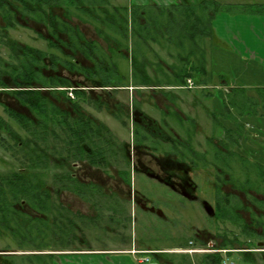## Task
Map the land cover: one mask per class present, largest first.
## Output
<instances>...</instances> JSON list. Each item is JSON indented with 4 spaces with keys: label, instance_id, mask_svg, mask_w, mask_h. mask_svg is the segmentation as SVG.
<instances>
[{
    "label": "flooded vegetation",
    "instance_id": "af4514ba",
    "mask_svg": "<svg viewBox=\"0 0 264 264\" xmlns=\"http://www.w3.org/2000/svg\"><path fill=\"white\" fill-rule=\"evenodd\" d=\"M144 1L127 0L126 4H116L113 3L114 0H96V7L102 8L108 6L110 8L108 11L113 14L89 17V15L82 12V10H87V8H84L88 5L84 4L85 1L84 3H80L79 0H71L70 2L68 0L69 4L66 1L64 2L69 5L70 9L67 8L64 10L60 2L57 5L53 4V15L48 17L50 22H53L56 25H61L66 31H55V27L50 29L42 21L38 22V20L29 15L17 17L16 27L8 30L11 36L12 31L18 30L19 28L32 29L38 39L40 38L46 42L45 49L29 44L26 45L44 50L48 54V57H50V55L57 57L55 66L52 64L50 58V60L48 59V61H46V65L41 67V72L46 76L64 77L70 82L69 86L72 87H40L39 90L43 92H56L58 94V98L51 97V99L66 111L65 114L69 116L68 122L72 127L79 128V126H81V128H87L89 123L88 119L92 121V127L94 129L105 127L104 130H108V135L110 136L109 139L112 143V152L111 157L106 160L96 158V164L92 163L91 160H93V158L90 160L87 157L80 156H78L79 158L70 157L67 160L62 159L61 156L60 158L58 156L53 157V155L50 154V157L47 160L42 161L36 159L31 161L29 159L18 157V160L16 161L19 162V165L21 164L19 169L7 175L0 173V184L2 188H4V179L15 182L17 175L21 174L23 175L22 177L28 176L31 171L26 169V167H29L30 164H45V166L48 167L47 174L33 175L32 179L34 182L35 179H37L38 181L36 182L47 190V193L45 194L46 197L44 198H46V204L48 205L49 217L38 208L39 203L36 202L37 200H20L18 204H13L12 210L10 209L11 207H9L11 203V199H9L6 204V209L4 210V194H2L0 197L1 231H4L5 228L10 229V226H5L9 223L8 221H15L19 225H25L27 223H31V225L40 224L38 221L39 219L35 221L33 220L34 218H42L44 220L48 218L50 226L55 228L57 224L55 217L58 216L57 209L62 206L65 209V215H67L65 216L66 218H63V222H65V230L66 228L73 226L82 232V227L86 220H90L93 225H96L95 227L99 226L100 228H105L106 225L100 223H104L109 219V221L114 220V227L117 228H111L109 231L114 236L120 237L119 234L121 233L116 231H118L119 227H124V224L120 222V208H115L112 204L110 205L109 201L112 198H116L115 205L117 206L121 205V201H126L127 204H133L146 213L154 214L165 223L176 224L177 222L174 221L176 218L173 220L171 216H168V205L166 204V200L158 202L159 205L154 204V201L151 198L145 196L142 192H139L133 187V175L142 174L145 178L157 181L164 185L172 193L176 194L179 199L184 200L185 205L187 202L190 204L198 203L200 207L202 205L209 218L213 219L214 222L218 221L221 225H226V223L234 225L239 230V234L237 235H239L240 239L243 237L242 240H248V235L243 234L241 232L242 229L233 223L231 219L224 221L217 219L216 213L219 203L227 204V208L230 207L232 211L239 213L242 224L252 225L256 223L254 227L260 234H264V229H260L261 227H264V221H261V219H264V212H258L257 209L259 206H264V188L262 187L261 181L262 188H249V183H251L252 180L255 181V179H258L255 175V164L264 165V111L259 113L258 116H256L257 114H254L251 120L245 118L246 124L242 122V117L240 121L234 123L232 121L231 112L228 113L226 107H224V97H222V95H218L219 97L216 96L217 98L212 95L207 96L209 97L207 102L210 101L209 103L212 108L208 111L206 104L203 103V109L201 108V112L206 111L209 113L210 118L213 120V124L216 126L214 133L218 135V137L214 136L209 140L212 148L211 154L213 153V150L215 151L217 149V147L224 150L225 154L220 156V158L211 155L213 159L209 160L208 157L203 158V154L199 153L194 148L193 149L197 153L196 157L190 156L187 152L184 153V147L185 145L189 146V143L185 142V140H179V138L170 136L172 127H169V123L166 119L172 110V112L175 113L174 116L177 120V124H180L182 129L186 122H193L196 125L199 121V116L197 114L198 108H195V100H190V105L195 109L193 111L195 116L189 118L183 115L182 111L175 107L178 105L182 108L180 105V98L183 99V96L178 95L176 90L183 91L184 89H199L201 87L205 88V86L208 85H196L194 82L193 86H190L188 83L187 85H180L177 84V82L170 84V82L167 81V78L164 77V70H161L158 73L157 70L153 71L151 67L152 64H147L148 62L144 63L141 61V53H139V57L137 58L140 61L139 64L135 62L136 55L134 54L128 63L127 70H124L123 63H121V56L125 55L126 57L128 56V53L123 50L122 45L126 41H131L133 44V41L135 42V40L138 39V36L135 34V28L137 27L136 23L133 24L132 13L136 6L145 5L149 2L152 3V1L149 0ZM182 1L186 2L185 0H179L177 3H182ZM77 6L83 7L81 12H78V10L75 9ZM115 7H124L127 9L129 39L126 41H124L125 39L122 41V38L110 30L106 31L109 32L112 37L108 36L106 34L107 32L100 34L97 25L94 23L97 18L99 21L103 19L109 21L110 18H123V16L116 14L117 10L114 9ZM138 22L140 25H145L144 20L139 19ZM84 25L94 27L95 38L85 31ZM102 26L103 28H107L106 24H103ZM150 28L152 29L151 25ZM75 31L81 33L83 37L81 40H79L77 36L72 38ZM151 35L150 32H145L143 37L150 40L152 39ZM0 39L2 38L0 37ZM46 39H49L53 45L48 46ZM139 40L142 42L141 37H139ZM150 45L151 44H148L149 48ZM0 47V57L2 58L1 63L4 66V56L1 54L4 48L8 50V53L9 49L4 47L3 41L0 42ZM117 56H119L118 59ZM60 58L63 59V61L61 60L62 62L59 61ZM160 63V65H162L161 67L166 66L162 61ZM166 70H168V68H166ZM152 74H154V78L152 77ZM4 81L6 82V87L0 88V94L2 93V95L8 98V102H4L5 115L8 119L13 120L20 129L24 130L25 136L27 134L29 135L21 123L14 120L12 115H9L6 108H12L17 112L32 118H35V114H31L18 102L14 94L18 89L13 84L11 78L7 77ZM36 84L43 86L42 83ZM120 93H123V100L120 97ZM219 98H222L221 101H218L220 100ZM158 99H163L164 104L159 103ZM13 101L14 103L16 102L20 108L23 110L25 109L26 112H24L25 110H18L11 107L9 103H13ZM184 101H186L184 103H188L189 105L187 100ZM71 104H77L80 106V110L74 111L72 109L73 107L71 108ZM160 105H162V107ZM216 107L220 111L217 110ZM151 109L155 110V113L157 114L156 116L160 117V115H158L159 113L164 117L166 116V119L159 121L158 117H154L151 114ZM103 114L118 121L122 127L128 129L130 131V136L132 134L133 140L128 142L118 138V136L115 135V133L102 121ZM50 115L53 116V113H50ZM54 116H59V114L55 113ZM0 117L7 122L9 121L1 114ZM238 122L241 124L239 127L240 130L243 132L240 147L237 145L234 146L230 139L231 137H229V135L235 131L234 124H237ZM8 123L12 126L10 122ZM243 124L246 126L251 124V128L254 126L251 130L256 131V135H251V133L245 129ZM195 125L190 129L184 128L188 137L189 135L195 134ZM53 128L57 132L60 131V133H62V130H60V128H62V121L60 126L55 125ZM104 130L102 132L103 135ZM66 133L70 135L67 130ZM17 135H19L21 139L25 138V136H22L19 132H17ZM0 138V149L2 151H4V149L8 151L12 150L7 146V148L4 147V131L1 132ZM48 141V146L52 151H55V147L57 148L58 146L63 145L59 139L55 138L54 134L50 135ZM12 143L14 144L13 140ZM15 143H19L18 146L22 147L21 141L18 142L15 140ZM249 144L258 145V149L251 150V153H247L248 151L246 149ZM224 145H227L230 149L234 148L242 157L238 158H246L248 160L247 163H243L238 159H232L233 155H230L228 148ZM165 146H170L172 148V153L165 152ZM89 151L92 153L94 150L87 149V154H89ZM259 151L262 152V154H260ZM122 152L126 158L122 156ZM258 153L261 156H258ZM251 157L253 158L252 160ZM61 165L66 169L62 170L59 168ZM201 169L211 172L214 171V174L210 178L211 180L207 182L214 191V194L212 195L214 201L213 206L199 196L198 181H195L192 177L194 172ZM36 170L39 169H35L34 171ZM239 186L243 189L246 188V190H241V188H238ZM2 193H4V189ZM248 196H250L251 200L248 199ZM66 197H70L71 199L75 197L78 198L79 201L87 203L86 205L90 211L88 212L91 217L85 216V213L80 208L78 209L64 204L61 199ZM227 198H229V201H226ZM94 200H97V202ZM161 203H163L164 206L160 205ZM250 209L254 212L250 214V217L248 218V212L250 213ZM257 220H260L262 225H258ZM191 226L193 227L192 224ZM223 230L227 231L226 228ZM228 233L229 232H227V234ZM219 235L216 234L212 238L214 240L219 238L218 240L213 243H207L200 237V233L196 229V242L199 246L203 245L206 248H188L185 250L191 249L198 251L194 254L221 253L224 257L223 264H233L230 260L233 253H254V251L251 250L215 249L221 242ZM1 236H3V234ZM76 237H79V240L81 241V244L78 245L80 249L91 247L89 238L86 239L85 235H78ZM92 238L94 239V236H92ZM263 240L257 241L259 247L264 245ZM197 243L195 244L193 241L189 242V244H194V246H197ZM122 244L126 245L128 243L122 242ZM71 246L77 247L75 245ZM134 246L137 248L143 247L138 246L137 244ZM57 251H66V249L51 250V254L49 255L56 256L58 255V253H56ZM258 252L263 253V251ZM135 253L153 255L160 264H167L164 255L159 258L156 257V255L170 254L172 252L169 253V251L152 248L150 251H135ZM229 253L231 255H228ZM17 255L20 254L11 252L0 253V264H4V258L9 259L12 258V256ZM262 255L264 256V254ZM138 262L144 264L140 259H138Z\"/></svg>",
    "mask_w": 264,
    "mask_h": 264
},
{
    "label": "rangeland",
    "instance_id": "374dc122",
    "mask_svg": "<svg viewBox=\"0 0 264 264\" xmlns=\"http://www.w3.org/2000/svg\"><path fill=\"white\" fill-rule=\"evenodd\" d=\"M149 1H152V3L157 2L158 4L163 5V7L166 6L169 8L179 0ZM185 1H187V4L194 6L195 9L200 8V0ZM215 1L217 3H215L213 0H208L206 3L208 7V17L212 16L210 21V33L211 36H213L211 39L208 37L202 39L198 37L196 40V44L199 46V48L203 51V53H206V67L208 70L211 69L210 72L212 71L213 81L208 86H205V88L201 87L199 89H184L183 91L176 90V93L183 96V99L180 98V105L182 108L178 105L175 107H177L178 110H181L183 115L189 118L194 117L195 113L193 111L195 109H193L189 101L194 99L196 102L195 108H198L197 114L199 116V121L196 125L192 121V123L186 122L184 125L185 129H190L195 125V134L188 139L185 129H182L180 124H177V120L174 116L175 113L172 112V110L167 116V119L166 116L164 117L159 113L158 115H160V117L156 116L157 114L155 113V110H150L151 114L154 117H158L159 121L165 119L168 121L169 127H172L170 136L179 138V140H185V142L190 141V146L202 154L206 152L210 154V149L212 150V148L209 140L211 137H218V135L214 133L216 126L213 124V120L210 118L209 113L206 111L201 112V108L203 109V103L206 104L208 111H210L212 108L209 103L210 101L207 102L209 98L207 97V93H212V96L214 97L222 95V97H224L223 99L225 100L224 107L228 103L230 112L233 115H238L239 110L241 111V109L235 108L230 103L231 101H234L238 107H243L242 111H244V113L241 116L242 119L241 117L239 118L244 123L246 122L245 118H249L251 120L254 114H257L256 116H258L259 113L263 112V109L261 110L260 106H262V102L264 100V0ZM113 3L126 4L127 0H114ZM93 28L94 27H91L90 25H84L85 31H87L90 36L95 38ZM189 29L192 30V28ZM174 35L175 31L173 32L172 37L170 36L166 39V43L162 42L164 48H162L161 45L154 43V41H149V39H146V42L143 41L144 43H142L139 39H136L135 42L133 41V44L131 41H126L123 43L122 48L128 53V56L126 57L125 55L121 56V63H123L122 65L124 70H127L128 63L133 55L141 53L142 62H148L147 64H152L151 67L153 71L157 70L158 73L161 70H164V77L167 78V81H169L170 84H174L176 80L172 72L183 71V69L185 70L192 66L187 53L193 49L192 44L195 43L193 41L186 40L187 38L184 37L182 41L180 40L183 46V49L181 50L178 45V40L176 37H174ZM11 36L12 38L17 39L24 44L40 47L42 49H45L46 47V42L40 38L39 40L32 29L19 28L18 30L12 31ZM148 44H151L150 48ZM7 51L8 50L4 48L1 54L6 60L9 58V53ZM118 58L119 56H117V59ZM181 58L188 60L184 61ZM161 61L166 65L165 67H161L162 65L157 66V64H160ZM166 68H168V70H166ZM152 77L154 78V74H152ZM195 82L196 81L194 80V83ZM224 83L229 85L231 88H235L233 89L232 94L230 93V95H227V93L230 92V88L227 87H221V92H219L218 88ZM196 85H198L197 82ZM120 97L123 100V93H120ZM219 99L220 100L218 101H221L222 98ZM260 99L262 101H259ZM184 100H187L189 105L188 103H184L186 102ZM158 101L159 103L164 104L163 99H158ZM4 102H8V98L1 93L0 114L9 120L8 122L12 124L14 130L21 133L22 136H25L24 130L20 129L13 120L8 119V117L5 115ZM257 102L258 104L256 105ZM253 103L255 106H252ZM9 105L18 110L22 109L17 105L16 102L14 103V101L13 103H9ZM160 106L162 107V105ZM251 106L253 108H251ZM24 112H26V110ZM102 121L121 140L128 142L133 140L132 134L130 136V131L125 127H122L118 121L107 117L105 114L102 115ZM245 124H243L245 129L248 130L251 135H256V131L251 130L254 128V126L251 128V124L249 126H246ZM4 138L5 140L12 143V140L9 139L6 134H4ZM164 148L165 152L172 153V148L170 146H165ZM257 149L258 145L249 144L246 150L248 151L247 153H251V150ZM260 154H262V152H260ZM260 154L258 153L257 155L261 156ZM18 157H22L19 155L18 149L10 151L5 149L2 151L0 149V173L7 175L19 169L21 164L19 165V162L16 161L18 160ZM208 159L212 160L213 157L210 155L208 156ZM252 159L253 158L251 157V160ZM213 174L214 171L211 172L201 169L197 170L192 175L193 179L198 181L199 196L212 206L214 203L212 198L214 191L207 182L211 180L210 178ZM132 183L136 190L151 198L154 201V204H158V202L166 200V204L168 205V216H171L173 220L176 218L174 221L177 223H165L161 219L157 218L154 214L146 213L133 204H127L126 201H121V203L119 202L121 205L117 206L115 205L116 198H112L109 201L110 205L112 204V206L115 208H120V222L124 224V227H119L118 229V231L121 233L119 234L120 237L114 236L109 231L111 228L117 229L114 227V220L109 221V219L104 223H100L106 225L105 228H100L99 226L95 227L96 225H93L90 220H88L89 222L86 220L82 227V232L73 226H70L68 231L65 230L64 232H60L53 226L37 228L38 225H31L30 228L25 229L23 228L24 225H19L15 221H8L9 223H7L5 226H10V229L5 228L4 231L0 230V253H19L20 255L12 256V258L8 259L9 261L12 259L14 262L13 264H60L59 258L64 260L65 256H50V251L72 248L79 249L80 247L78 245L81 244V241L79 240V237L76 236L85 235L86 239L89 238L90 243H108L109 240L119 244L122 242H133L134 245L137 244L138 246L162 249L163 251H169V253L172 252L170 254H165V259L168 264V260L174 259L176 261H180V254L186 255V253H182L181 250L188 248H206L203 245L199 246L196 242V229L200 233V237L207 243H213L214 241L218 240L219 238H216V240L212 239L216 234L219 235L229 232V238L232 237L233 234H239V230L234 225L230 223L221 225L220 222H214L213 219H210L202 205L200 207L198 203L190 204L188 202L185 205L184 200L179 199L176 194L172 193L169 189L157 181L145 178L142 174H135L133 175ZM253 186L255 187L254 183ZM248 199L251 200L250 196H248ZM61 200L64 204L73 206L74 208H80L85 213V216H90V211L86 205L87 203L79 201L78 198L74 197L71 199L70 197H66ZM94 201L97 202V200ZM160 205L164 206L163 203ZM257 209L258 212H264V206H259ZM249 211L250 213L248 212V218L250 217V214L254 212L251 209ZM261 221H264V219H261ZM225 228L227 231L223 230ZM0 229H2L1 225ZM260 229H264V227H261ZM2 234L3 236H1ZM92 236H94V239ZM248 238L249 240L253 239L250 237ZM242 239L243 237H241V240ZM253 240L256 242V245H252L241 250L254 251V253H250V255L253 257L255 262H248L242 259L241 253H233L232 257H230V260L233 262V264H264V256L262 255L264 253L258 252H264V245L262 247L257 245V241L263 239L255 237ZM190 241H193L195 244L197 243V246H194V244H189ZM71 245H75L77 247H73ZM56 253L63 254L64 252L57 251ZM123 257L124 256H121L119 261H115V264H122ZM140 258L149 259V261L144 262V264H160L153 255H140ZM125 259L126 260H123V262L130 260L132 264H138L133 262L128 255L125 256Z\"/></svg>",
    "mask_w": 264,
    "mask_h": 264
},
{
    "label": "trees",
    "instance_id": "16d2710c",
    "mask_svg": "<svg viewBox=\"0 0 264 264\" xmlns=\"http://www.w3.org/2000/svg\"><path fill=\"white\" fill-rule=\"evenodd\" d=\"M68 4L71 0H0V42H4V47L9 49V58L6 60L4 59V66L1 63L2 58L0 57V88L6 87V82L4 81L5 78L10 77L13 81V84L18 89L14 92L18 102L25 107L31 114H35L34 117H28L27 115L21 114L12 108H6V111L9 115L13 116L14 120H17L21 123L24 129L29 133L22 138L17 135V132L13 129V127L0 117V134L4 131L9 139H12L13 143L8 142L4 138V147H8L12 150H19V155L21 158L29 159V160H47L50 157V154L53 157L61 156L62 159H69L70 157L79 158L80 157H87L90 160L93 158L92 163L96 164V158L100 159H108L111 157L112 152V143L109 139L108 130H104V128L94 129L92 126V121L88 119L89 123L87 128H75L68 122L69 116L65 113L66 111L59 107L52 99L58 98V94L56 92H43L39 90L40 87H72L69 86L70 82L60 76H46L41 72V67L46 65V61L48 59L52 61V64L55 66L57 62V57L50 55L42 50L37 49L32 46L22 44L15 38H12L8 32L10 28H14L17 25V17L19 16H32L38 22H43L46 24L50 29L55 27V31L65 30V28L61 27V25H56L53 22H50L48 17L53 15L52 9L53 4L57 5L60 4L66 10L69 8ZM85 1V3H84ZM87 1V3H86ZM96 0H79L80 3H84V8L87 10H82L83 13L89 15V17L94 16H101V15H109L113 14L108 11L110 8L108 6L104 7H96L97 3ZM208 0H200L199 9H195L194 6L187 4L186 2L182 1V3H176L171 5L169 8L163 7L162 5L156 3L149 2L145 5L136 6L133 10L132 18L133 24L136 23L135 34L141 37L142 43L145 42L146 39L143 37L145 32H150L152 35V39L149 41H154V43L161 45L164 48L162 42L166 43V39L168 37H172L173 32L175 31L174 37L178 40V45L181 50L183 49L181 41L185 38L186 40L193 41L195 43L192 44L193 49L188 51L187 55L189 56V61L192 63L190 67L187 69H183V71H173L174 78L177 84L180 85H187L188 80H194L198 83V85H209L212 82V71L211 69H207V60H206V53L199 48L196 44V40L198 37L202 38H210L211 39V18L212 16L208 17L207 14V3ZM217 3L215 0H213ZM16 2V3H14ZM65 3V5H64ZM218 5V4H217ZM82 6H77L75 9L78 12H81ZM117 10L116 14L123 16V18H115L107 20H101L97 18L94 22L97 25L98 32L101 34L106 33V30H110L115 32L122 41H126L129 39V27H128V17H127V9L124 7H115ZM139 19L145 21V25L139 24ZM106 24L107 28H103L102 25ZM152 26V29L150 28ZM101 26V27H100ZM189 28H192L190 30ZM54 31V32H55ZM3 32V33H2ZM2 34V35H1ZM108 36L112 37V35L107 32ZM81 40L83 37L81 33L75 31L73 37H76ZM144 39V40H143ZM181 40V41H180ZM48 46H52V42L49 39H46ZM180 41V42H179ZM184 43V42H183ZM182 46V47H181ZM138 48V47H137ZM139 53L135 56V62L139 64ZM182 60H188L185 58H181ZM63 61V59H59V61ZM61 61V62H62ZM161 64V63H160ZM160 64H157L159 66ZM37 67V68H36ZM139 68V67H138ZM172 70V69H170ZM160 71V70H159ZM4 75V79H3ZM195 82V83H196ZM36 83H42L43 86H39ZM233 89L230 88V92L227 95L232 94ZM49 93V94H48ZM52 95V96H51ZM208 96L213 95L212 93H207ZM248 100V99H247ZM225 101V100H224ZM249 101V100H248ZM259 101H262L261 99ZM247 102V101H245ZM227 103V102H226ZM235 108L241 109L239 110L238 115H232V121L236 123L240 121L239 117H241L244 113L242 111L243 107H238L234 101L230 102ZM243 104V103H242ZM258 102L256 103V105ZM71 108L74 111H79L80 106L77 104H71ZM252 106H255L253 103ZM251 106V108H253ZM226 111L230 113V109L228 107V103L225 106ZM255 108V107H254ZM260 109L264 111V100L262 102V106ZM53 113V116L50 115ZM55 113H58L59 116H54ZM254 113V112H253ZM62 121V133L60 131H56L53 127L55 125L60 126ZM80 121V120H79ZM235 125V131H233L229 137H231L232 143L237 146H241L240 142L242 141V134L243 132L240 130V123L238 122ZM96 128V127H95ZM70 133H66V130ZM104 130V135L102 134ZM54 134L56 139H59L63 145L55 147V151L48 146V140L50 135ZM192 135H189L188 139ZM102 138V140H101ZM15 140L18 142L21 141V146H18L19 143H15ZM1 142V138H0ZM189 146L184 147L185 152L189 153L190 156L196 157V151L190 146V141H188ZM60 144V143H59ZM227 147V145H224ZM6 147V148H7ZM228 148V147H227ZM87 149L94 150L92 153L89 151L87 154ZM212 150L210 149L209 153H204L202 155L203 158H207L209 155L213 157L220 158L225 154V151L218 148L211 154ZM228 152L230 155H233L232 159L234 160H241L243 163H247V159H239L242 158L240 154L233 148H228ZM95 156V158H94ZM122 156H124L122 152ZM239 157V158H238ZM251 164V163H250ZM256 166V167H255ZM254 168H256L255 175L258 177V181H251L249 183V188L258 189V187L264 188V165L262 164H255ZM39 167V168H38ZM59 168L62 170L66 169L63 165ZM29 171V175L22 177L20 174L17 175L16 181L4 179V188H2L0 184V197L4 194V210L6 209V204L9 199H11V203L9 207L13 210V204H18L20 200H32L39 203L40 210L43 213L48 215V205L46 204V197L45 194L47 193L40 184H38L37 179L35 182L33 181V175H43L47 174L48 167L45 164L39 163H32L29 167H26ZM35 169H39L34 171ZM34 171V172H33ZM63 174V173H62ZM5 175V174H4ZM261 181V183H260ZM250 182V181H248ZM253 183L255 187L253 186ZM260 183V184H259ZM261 187V188H262ZM241 188V190H246V188ZM4 189V193H2ZM229 201V198L226 201ZM1 201V199H0ZM227 205V204H226ZM225 204L219 203L217 207L216 217L218 220H228L231 219L233 223L238 225L241 228V232L243 234H247L250 238H260L264 239V234H260L257 229L254 227L255 224L245 225L242 224L241 217L239 213L232 211L230 207H226ZM58 213L55 217L56 226L55 228L58 229L60 232H64V223L63 218L65 217V209L64 207L60 206L57 209ZM24 218V217H23ZM39 219V220H38ZM33 220L39 221L40 224H37V228H43L50 226L49 219H42V218H34ZM257 220L258 225H262V222ZM31 227V223H27L24 225L23 228L27 229ZM36 227V226H35ZM51 227V226H50ZM68 228H66V231ZM231 232V231H230ZM221 238L220 244L217 245L215 249H245L246 247H250L252 245H256L253 239L248 238V240H241L239 235L233 234L232 237H228V234L219 235ZM243 253V254H242ZM251 252H241L242 259L248 262H254V259L250 255ZM264 253V252H263ZM165 257V254H158L156 257ZM228 255H231L230 253ZM180 261H176L174 259L168 260V264H223V254L221 253H204V254H195V255H185L180 254ZM166 260V259H165ZM11 261V259H10ZM7 258H4V264H13V260L10 262Z\"/></svg>",
    "mask_w": 264,
    "mask_h": 264
},
{
    "label": "crops",
    "instance_id": "0c3cea01",
    "mask_svg": "<svg viewBox=\"0 0 264 264\" xmlns=\"http://www.w3.org/2000/svg\"><path fill=\"white\" fill-rule=\"evenodd\" d=\"M221 87L231 88L229 87V85H226V83H224L218 88L219 92H221ZM217 110L219 109L217 108ZM150 250H152V248L150 247L137 248L134 247L133 243L131 244L128 243L124 245L122 243L120 244L114 243V241L109 240L108 243H102V242L91 243V247L87 249L84 248L66 249V251H63L64 252L63 254H58V256L60 255L65 256L64 260L62 258L61 259L59 258L60 264L63 263L64 264H115V261H119V258L121 256H124L122 259V264H132L130 260L123 262V260H126L125 256L128 255L130 256L133 262L140 264L138 262V259H141L140 255L147 256L150 254H140V253L136 254L135 251H150Z\"/></svg>",
    "mask_w": 264,
    "mask_h": 264
},
{
    "label": "built area",
    "instance_id": "2783aa9c",
    "mask_svg": "<svg viewBox=\"0 0 264 264\" xmlns=\"http://www.w3.org/2000/svg\"><path fill=\"white\" fill-rule=\"evenodd\" d=\"M188 84H189L190 86H193V81H192V80H188ZM181 252H182V253H188V254H194V253H196V252H198V251L189 249V250H182ZM140 261H141V262H145V261H148V259H146V258H141Z\"/></svg>",
    "mask_w": 264,
    "mask_h": 264
}]
</instances>
